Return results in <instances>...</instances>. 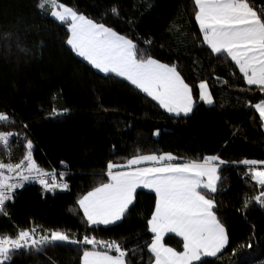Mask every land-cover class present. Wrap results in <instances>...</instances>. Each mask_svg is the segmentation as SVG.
I'll list each match as a JSON object with an SVG mask.
<instances>
[{"label": "trees", "instance_id": "1", "mask_svg": "<svg viewBox=\"0 0 264 264\" xmlns=\"http://www.w3.org/2000/svg\"><path fill=\"white\" fill-rule=\"evenodd\" d=\"M37 2L0 0V111L16 121L0 130L19 133L12 138L13 162L25 154L27 135L40 167L53 171L66 166L69 189L52 193L41 185H27L9 203L10 218L0 215V233L15 235L17 226L26 228L34 221L76 238L95 235L135 248L151 239L146 220L154 210L153 192L138 191L135 210L125 221L95 229L86 224L76 203L106 178L107 163H125L137 150L144 154L171 152L185 160L219 155L230 163L221 168L213 198L230 242L219 258L207 259L210 264H264V206L252 201L246 210L243 208L245 197L257 194L258 188L245 175V166L231 163L264 159V129L259 114L248 106L249 100L255 104L264 94L255 86H251L252 91H241L249 86L234 62L217 59L206 45L199 44L197 37H202L192 16L193 0H152L150 9L145 0H62L90 18L103 19L122 34L152 39L151 46L137 42L150 47L154 58L177 63L186 82L193 86L196 106L188 116L171 115L123 78H108L94 69L66 44L68 26L48 10L40 11ZM254 3L257 8L264 6V0ZM114 6L119 17L110 13ZM129 20L137 23L129 25ZM173 22L182 26L184 35L168 31ZM201 80H207L212 92L214 103L210 106L199 100ZM157 130L158 136L154 135ZM6 157L0 147V159ZM165 242L182 249V241L175 236H168ZM248 243L251 248L239 247ZM128 260L129 264H149L150 255L141 248L135 255L129 252ZM81 261L80 246L57 242L43 253L22 251L13 264Z\"/></svg>", "mask_w": 264, "mask_h": 264}, {"label": "snow or ice", "instance_id": "2", "mask_svg": "<svg viewBox=\"0 0 264 264\" xmlns=\"http://www.w3.org/2000/svg\"><path fill=\"white\" fill-rule=\"evenodd\" d=\"M145 4L150 9L152 0H145ZM193 5L192 16L202 37H197L199 44L206 45L217 59L230 58L234 62L249 86L241 91H252L251 86H255L264 94V6L257 8L254 0H193ZM37 8L42 12L48 10L57 21L68 26L66 44L70 50L100 73L108 78H123L167 113L188 116L193 112L196 106L193 86L186 82L178 64L154 58L150 47H141L137 42L151 46L152 39L122 34L103 19L90 18L62 0H38ZM110 13L117 17L120 14L115 6ZM127 23L134 26L137 21ZM168 31L185 34L176 22ZM21 51L35 55L28 49L21 48ZM221 82L228 83L227 80ZM198 95L199 100L209 105L214 103L207 80L198 84ZM248 106L259 114L261 127H264V97L255 104L249 100ZM53 112L61 114L55 109ZM15 123L14 116L0 111V127ZM159 134V130L154 133ZM13 137H19V133L0 130V146L8 157L0 159V215L8 218L9 202H14L17 189L23 188L26 182L37 181L45 192L69 189L66 172L57 174L55 170L47 171L39 166L33 156V142L27 135L24 137L25 154L18 162H11ZM229 163L219 155L185 160L171 152L144 154L139 150L125 163L109 161L106 178L76 201L84 221L93 229L117 225L135 210L137 190L150 189L155 194L154 210L146 220L150 240L128 249L116 239H98L87 234L76 238L67 231L45 229L33 221L26 228L17 226L15 235L0 233V264H13L14 257L22 251L43 253L57 242L80 246L82 264H129V252L135 255L141 248L147 249L149 264H210L207 258H219L230 242L228 229L217 215L218 206L213 198L221 181V166ZM231 163L245 166V175L258 188L257 194L245 197L243 208L246 210L252 201L264 206V159ZM170 233L182 238L181 250L165 242ZM239 247L251 248L252 244ZM235 251L232 250L233 255Z\"/></svg>", "mask_w": 264, "mask_h": 264}, {"label": "built area", "instance_id": "3", "mask_svg": "<svg viewBox=\"0 0 264 264\" xmlns=\"http://www.w3.org/2000/svg\"><path fill=\"white\" fill-rule=\"evenodd\" d=\"M1 148H3L2 146H0ZM12 157H13V155H12ZM12 157H11V162H13L12 161ZM8 159V157H6V160ZM13 163H15V162H13ZM67 168H66V166H62L61 167V169L60 170H55L56 172H57V174H59V173H61V172H66L67 170H66ZM57 179H59V175H57ZM30 184H33V185H35V184H37V185H40L37 181H29V182H26L25 184H24V187L23 188H21V189H17V195L19 194V192L20 191H22L27 185H30ZM59 190H61V189H57L56 191H59ZM17 195H16V197H17ZM10 203V202H9Z\"/></svg>", "mask_w": 264, "mask_h": 264}, {"label": "crops", "instance_id": "4", "mask_svg": "<svg viewBox=\"0 0 264 264\" xmlns=\"http://www.w3.org/2000/svg\"><path fill=\"white\" fill-rule=\"evenodd\" d=\"M80 57V56H79ZM82 58V57H81ZM98 71V70H97ZM99 72V71H98ZM102 74H104V73H102ZM201 101V100H200ZM156 102V101H155ZM201 102H203V101H201ZM205 105H207V106H210L209 104H207V103H205V102H203ZM195 108V107H194ZM194 110V109H193ZM169 114H171V113H169ZM191 114V113H190ZM171 115H174V114H171ZM175 116V115H174ZM263 129H264V127H263ZM223 167V165L221 166V168ZM139 190H146V191H149V192H152L150 189H138L137 191H139ZM112 226V225H111ZM168 236H175V234H172V233H170V234H168L166 237H165V240H166V238L168 237ZM175 237H177V236H175ZM178 239H180L181 241H182V238H180V237H177ZM82 262V261H81Z\"/></svg>", "mask_w": 264, "mask_h": 264}, {"label": "bare ground", "instance_id": "5", "mask_svg": "<svg viewBox=\"0 0 264 264\" xmlns=\"http://www.w3.org/2000/svg\"><path fill=\"white\" fill-rule=\"evenodd\" d=\"M38 186V185H37ZM56 192H58V191H56ZM60 192V191H59ZM21 193V192H20Z\"/></svg>", "mask_w": 264, "mask_h": 264}, {"label": "rangeland", "instance_id": "6", "mask_svg": "<svg viewBox=\"0 0 264 264\" xmlns=\"http://www.w3.org/2000/svg\"><path fill=\"white\" fill-rule=\"evenodd\" d=\"M49 12V11H48ZM54 18V17H53ZM95 69V68H94Z\"/></svg>", "mask_w": 264, "mask_h": 264}]
</instances>
